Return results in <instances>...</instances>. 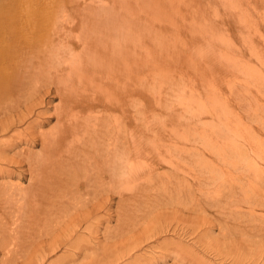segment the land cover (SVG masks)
<instances>
[{
    "label": "bare ground",
    "instance_id": "bare-ground-1",
    "mask_svg": "<svg viewBox=\"0 0 264 264\" xmlns=\"http://www.w3.org/2000/svg\"><path fill=\"white\" fill-rule=\"evenodd\" d=\"M172 3L176 0L0 4V264H72L80 256L91 257L86 264H137L135 251L152 230L126 237L140 229V218L132 220V201L145 200L150 184L191 200L194 163L207 161L205 150L212 156L208 160L224 164L227 172L243 170L228 173L221 185L236 181L244 193L255 186L264 195V128L212 133L194 119L195 110L202 111L200 117L211 113L214 126L224 122L222 130H237L240 121L233 129L229 113L237 104L242 110L247 106L248 118L260 114L263 96L250 92L264 73L256 75L253 58L246 65L231 56L241 50L228 44L231 37L222 42L216 33L182 32L202 22L214 27L213 15L205 11L192 10L182 31L164 35L159 19ZM137 15L145 27L130 23ZM251 21L227 18L219 25L228 34L233 26L246 38L242 33L249 27L255 31ZM259 22L264 26V19L253 20ZM248 44L243 39V49ZM78 65L85 74L72 78ZM237 73L246 76L245 83L234 84L243 90L217 96L225 94L221 76L230 81ZM156 80L158 90L149 94L147 85ZM53 92L59 101L51 106ZM38 144L41 150H33ZM163 166L166 171L158 172ZM114 198L118 226L104 238L125 236L132 244L125 249L85 239L111 220ZM62 249L72 256L58 255Z\"/></svg>",
    "mask_w": 264,
    "mask_h": 264
},
{
    "label": "rangeland",
    "instance_id": "rangeland-1",
    "mask_svg": "<svg viewBox=\"0 0 264 264\" xmlns=\"http://www.w3.org/2000/svg\"><path fill=\"white\" fill-rule=\"evenodd\" d=\"M2 1L3 0H0V4L2 3ZM104 1L95 0V2H97L98 4L108 2V0ZM191 1L192 0H176V3H172L171 7L161 15L159 23L164 24V35L175 36L178 30L182 31V23L184 19L189 16L192 10L205 11L207 16L208 14L213 15L211 19L215 23L214 27H211L210 23L202 22V25L196 26L192 29L188 28L182 32L189 31L194 34L208 35H213L216 33V37L222 42L231 37V41L233 42L230 41L228 42V44L230 46L237 44V46H239L241 49L234 50V52L230 53L231 56L234 59L243 61L244 63H246V65L248 63V60L253 58L254 63L252 64L255 66L254 72L256 73V75L257 73L261 74L260 72L264 73V26L262 22H259L257 25H254L253 23V20L264 19L263 0H212L210 4L195 0L192 5L188 6L187 4H189V2ZM227 15L230 17H228ZM223 16L224 19L231 18L232 21L236 23H238L240 18H245L249 21L252 20L250 24L253 26V29L255 31L252 32V30L250 29L251 27H249V30L247 32L242 33L246 37L243 38L242 35H239L241 34V32L236 31L232 26L233 31H227L229 32V35L225 31H223L222 25H219L224 22V19L222 20ZM136 17V19H129L130 23L142 25L140 23H143L141 22L143 18L138 17V15ZM205 19H207V17ZM149 22L151 21L149 20ZM142 26L145 27V25ZM80 27L81 26H79V36L81 33ZM143 30L146 33L149 32L148 29ZM160 36L162 37V34ZM251 37H254V44H252V42H250L249 40V38ZM243 39H247V42L249 41L248 45H244V49L242 45ZM80 40L81 39L79 37V41ZM254 49L256 50V52ZM250 50H254L253 52L257 53V55H252ZM236 53H240V56H238V54ZM76 68L77 69H72L70 71V76H72V78H78L80 71L82 73L83 67L78 65V67ZM83 74L85 73H82L81 75ZM259 76L261 77L262 75ZM245 78V74L239 73H237V75H235L234 78L230 81V77L225 79L221 76L219 83H221V87L223 88L220 89V91L222 92L224 90L225 94H217V96H221L224 98L229 96L230 90L235 93L242 91L243 86H241L240 84L234 86V84H237L236 82L245 83ZM250 79L252 80V78ZM263 79L264 77L258 79V81L253 84L252 90L250 92V94L253 95L263 96L259 98L260 101H264V88L262 89L260 86L261 82H263ZM70 82L73 81L71 80ZM156 85H158L157 80L148 83L147 89L149 94H154V92H157L158 88L156 87ZM76 86L74 85L75 88ZM54 96H56V94L53 92L48 97V100H50L51 102L48 103V105L54 106L59 101L58 96ZM230 99L236 104V99H233L231 97ZM259 104L263 105L260 106ZM192 107L197 108V103L195 105H192ZM246 107H244V110H242L236 104V107L234 108L235 111H231L232 113H229L228 123L233 126V129L235 127V124L240 121L238 129L235 131L231 128L230 132L222 130L221 126L224 124V122L220 124L219 122H217L216 126H214V123L212 122L210 117L211 113H207V115L200 117V114L202 115V111L199 110H195L194 113L195 123L199 124L200 122H203V125L206 124L207 127H209L210 132H212L214 129L213 132L216 131L217 133H230L231 135L241 134L243 132H246L247 130L250 131L253 128L255 129V127L256 129L264 128L262 127V122L264 121V103L258 102L257 107L259 108L260 114L258 116H249L250 118L247 117L249 114L246 112ZM216 110H218V112H221V109ZM51 111H53V109H51ZM192 112L193 110L188 114L191 115ZM54 122L55 119H53V121L49 125H47L46 128H50ZM202 128L203 127L199 128V133H201ZM194 133L196 135L199 134L198 132ZM195 144L199 145L201 148V145L198 142H196ZM33 150H41V145H35L33 147ZM203 156L204 159H207L206 162L204 160H200L201 162L197 160L198 162L194 163V179L192 182L193 193L191 196V200L184 195H181L183 197L182 198L171 188L169 191H165L163 187L157 185L158 187H156L159 189H155L154 186L152 187L151 184H148V181L147 185H149V187H147V191L143 190V196L141 195L142 199L143 197H145V200H141L138 196L139 198L137 197L136 199L140 200L132 201V212L136 214V217L132 220H135L138 217L140 218V223L139 225H137V227H139L140 229L134 230L133 232L126 235V237L128 238L130 235L132 236L136 233L142 232L146 227L147 229H149V231L152 230L149 232L148 238H145L139 248L136 249L135 255L137 254V256H139V259L135 263L264 264V206L262 207V198H264V195L260 194L255 186L248 187V185L247 187L250 190L244 193L242 189H244L245 187L240 188L236 181L226 180L224 181V184L221 185L222 181L228 175V173L232 174L243 172V170L240 171L241 169H238L237 167L235 169L234 167H231L229 169V172H227L228 167L224 164L220 163L219 161L215 163L214 161L211 162V159L208 160L210 157L212 158V156L206 150ZM196 158L200 159V157ZM216 165L221 169H216ZM215 170H218V172H220V175L218 172H213ZM160 171H166V167L163 166L161 169H158V172ZM214 176H216V179H214ZM153 181L156 180L153 179ZM22 182L25 185L27 184L24 179L22 180ZM217 184H220V186L218 187ZM213 190L220 191V196L217 197L216 195H212V193H215L213 192ZM258 200H260L261 202ZM117 202L118 199L114 198L113 208L110 211L111 220L102 225L99 230L93 235L85 236V239L90 241L91 244L95 246H102L104 244H107L108 246L110 245L111 249L113 248V250L122 248L125 249L128 246L132 245L129 244V239H126L125 236L119 238H111L110 240L108 238H104V235L107 234L108 231L114 232V230L118 226L117 215H115ZM120 238L122 240H120ZM125 243L127 244L125 245ZM112 244L114 245L112 246ZM122 244L125 246L122 247ZM63 251L64 249L60 250L58 252V255L68 257L72 256L73 254L71 251L67 254ZM101 251L102 250L98 249L97 252L99 253V255ZM89 254L92 256L95 255V253L93 252ZM0 257L2 258V255H0ZM90 258L91 257L83 259V256H80L79 259H76L74 261V263L86 264L90 261ZM54 259H56V256H54ZM127 261L129 262V260H126L122 263H126Z\"/></svg>",
    "mask_w": 264,
    "mask_h": 264
}]
</instances>
